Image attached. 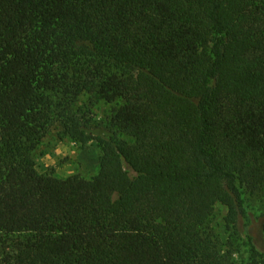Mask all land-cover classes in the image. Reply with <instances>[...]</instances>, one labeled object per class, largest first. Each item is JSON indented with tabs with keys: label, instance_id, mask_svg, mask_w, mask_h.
<instances>
[{
	"label": "trees",
	"instance_id": "16d2710c",
	"mask_svg": "<svg viewBox=\"0 0 264 264\" xmlns=\"http://www.w3.org/2000/svg\"><path fill=\"white\" fill-rule=\"evenodd\" d=\"M48 135L95 142L97 173L39 171ZM255 195L264 0H0V264H236L239 232L264 264Z\"/></svg>",
	"mask_w": 264,
	"mask_h": 264
},
{
	"label": "rangeland",
	"instance_id": "374dc122",
	"mask_svg": "<svg viewBox=\"0 0 264 264\" xmlns=\"http://www.w3.org/2000/svg\"><path fill=\"white\" fill-rule=\"evenodd\" d=\"M82 96L79 103L85 100ZM111 106L104 102H98L92 106V116L95 119L101 118L110 112ZM100 150L96 143L91 141L85 145L64 139L59 141L48 135L42 139L41 145L35 152L36 167L39 171H51L59 177H66L79 174L84 178H89L96 174L99 165ZM244 205L248 215V222L245 218L241 219L243 228L248 231L253 239L254 246L258 251H264V232L261 227L264 212V198L259 196H245ZM227 214L225 206L217 203L214 209L212 226L219 233L223 242L227 241V232L224 228V217ZM239 250L234 254L236 264H243L249 258V246L246 243L245 233L239 232Z\"/></svg>",
	"mask_w": 264,
	"mask_h": 264
}]
</instances>
